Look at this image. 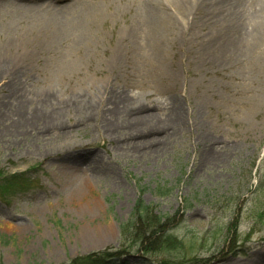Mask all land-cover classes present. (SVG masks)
Segmentation results:
<instances>
[{
    "label": "rangeland",
    "instance_id": "obj_1",
    "mask_svg": "<svg viewBox=\"0 0 264 264\" xmlns=\"http://www.w3.org/2000/svg\"><path fill=\"white\" fill-rule=\"evenodd\" d=\"M104 36L80 75L0 76V173L30 182L0 194V264L120 250L139 199L174 217L182 249L131 264H264V97L255 107L244 91L255 80L202 64L188 45L142 66ZM51 57L36 52L32 67Z\"/></svg>",
    "mask_w": 264,
    "mask_h": 264
},
{
    "label": "bare ground",
    "instance_id": "obj_2",
    "mask_svg": "<svg viewBox=\"0 0 264 264\" xmlns=\"http://www.w3.org/2000/svg\"><path fill=\"white\" fill-rule=\"evenodd\" d=\"M108 32L114 44L137 50L142 66L162 65L167 47L188 45L202 64L254 79L257 87L244 91L254 94L253 106L261 105L264 0H0V36L6 40L0 76L80 75L82 62ZM44 50L52 57L40 71L31 62Z\"/></svg>",
    "mask_w": 264,
    "mask_h": 264
},
{
    "label": "trees",
    "instance_id": "obj_3",
    "mask_svg": "<svg viewBox=\"0 0 264 264\" xmlns=\"http://www.w3.org/2000/svg\"><path fill=\"white\" fill-rule=\"evenodd\" d=\"M29 184L28 180L20 179V176L6 178L1 174L0 194L5 197L8 193L20 192ZM173 220L174 217L158 214L154 206L146 205L139 199L131 217L121 224L120 231L123 243H121L120 250L104 251L96 254L94 258H77L71 264H131V260L139 256L138 252L143 254L164 252L169 258H175L176 254H173V250L179 251L177 247L180 245V249H182V243L176 242L177 239L169 231ZM185 261L187 262L183 264H198L196 258L185 259ZM199 263L203 264V261ZM162 264L169 263L165 261Z\"/></svg>",
    "mask_w": 264,
    "mask_h": 264
}]
</instances>
